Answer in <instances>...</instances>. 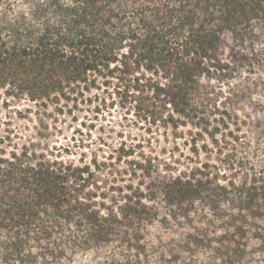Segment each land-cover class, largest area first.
<instances>
[{
  "label": "trees",
  "instance_id": "obj_1",
  "mask_svg": "<svg viewBox=\"0 0 264 264\" xmlns=\"http://www.w3.org/2000/svg\"><path fill=\"white\" fill-rule=\"evenodd\" d=\"M146 74L166 121L215 145L76 163L3 127L14 102L71 114ZM253 99L214 157L211 117L240 131ZM0 264H264V0H0Z\"/></svg>",
  "mask_w": 264,
  "mask_h": 264
},
{
  "label": "rangeland",
  "instance_id": "obj_2",
  "mask_svg": "<svg viewBox=\"0 0 264 264\" xmlns=\"http://www.w3.org/2000/svg\"><path fill=\"white\" fill-rule=\"evenodd\" d=\"M148 75L139 76V90L133 89L126 79H113L93 88L84 95L71 114L65 109L64 114H61L56 110L58 107L44 108L27 100L14 102L9 111L1 114V119L5 122L3 127L11 128L12 135L16 134L17 137H12L13 142L31 138L47 144L62 159L76 163L80 160L90 162L93 159L117 162L124 152L130 153L128 159L136 157L163 160L168 159L170 154L178 157L181 152L186 154L193 146V138L198 139V144L211 142L210 145H215L208 133L204 132L202 136L196 134L199 129L193 126L194 122L183 124L180 120L174 125V122L166 121L170 107L164 106L155 97L149 85H152L156 77L149 75L153 80L148 81ZM210 84H213L217 92L218 80L212 77ZM218 96L219 103L222 95ZM255 102L256 99H253L252 102L240 104L238 114L241 122L245 123H241L240 131L232 134L230 130H235V125L227 128L217 123L218 113L211 117L210 126L217 124L219 127L214 136L218 146L222 147L220 153H214V157L233 152L235 134L240 135L245 131L249 133V116L260 111ZM223 107L218 105L219 110ZM59 146L60 152L57 150ZM216 151L218 149L214 152ZM125 158L127 157H122L120 161L123 162Z\"/></svg>",
  "mask_w": 264,
  "mask_h": 264
}]
</instances>
